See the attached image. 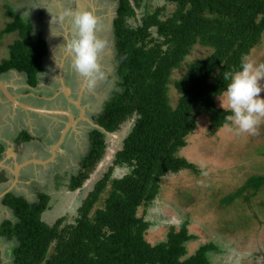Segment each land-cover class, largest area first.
<instances>
[{
    "label": "trees",
    "instance_id": "16d2710c",
    "mask_svg": "<svg viewBox=\"0 0 264 264\" xmlns=\"http://www.w3.org/2000/svg\"><path fill=\"white\" fill-rule=\"evenodd\" d=\"M118 1L114 27L120 88L97 116L104 130L92 129V148L72 176L70 189L82 188L107 153V132H116L129 119L132 128L113 164L82 200L73 222L65 215L53 224L43 219L50 201L46 193L33 203L6 195L4 203L17 221L1 224L0 235L16 240L13 264H214L210 254L218 245L212 241L189 254L188 243L197 236L188 222L172 226L166 239L150 242L146 233L151 223L139 209L157 198L168 173L197 171V164L179 153L201 114L209 116L213 129L230 121V109L218 107L216 97L225 93V75L238 71L242 58L262 41L264 0H166L174 6L172 11L167 5L147 8L139 24L130 19H136L143 0ZM9 14L14 20L1 35L19 31V38L10 46V57L0 62V75L17 69L35 85L44 70L48 41L34 34L31 20L12 8ZM196 45L212 52L173 79ZM173 83L179 93L176 106L169 94ZM27 137L24 133L22 140ZM116 166L129 170L114 176ZM257 178L261 180L256 191L264 175ZM245 189L240 188V194Z\"/></svg>",
    "mask_w": 264,
    "mask_h": 264
},
{
    "label": "rangeland",
    "instance_id": "374dc122",
    "mask_svg": "<svg viewBox=\"0 0 264 264\" xmlns=\"http://www.w3.org/2000/svg\"><path fill=\"white\" fill-rule=\"evenodd\" d=\"M118 3V0H0V31L14 20V16L9 14L12 8L21 18L31 20L34 34H43L52 50H55L52 52L55 60L41 72L40 77L51 82L49 93L65 91L61 84L63 80L73 94L68 92L70 102L61 95L62 101L54 103L69 107L75 115L80 113L75 103L85 110V119L78 123L80 133L70 131L63 143L65 153L59 154L61 156L49 164L40 176L43 181L38 182L40 189L53 193L52 206L45 216V220L51 224L64 215L69 222L74 221L82 200L113 164L117 150L122 147L132 128L133 119H129L116 132H107V153L84 186L71 191L69 182L72 176L79 173L85 156L92 148L90 133L95 128L93 122L97 123V116L103 111L106 101L120 88L114 27ZM164 5H167L168 12L173 10L174 6L166 0H143L141 7L137 8L136 19L132 18L130 22L139 24L147 8ZM68 9L93 11L99 21L98 35L108 41L99 56L106 78L86 95L78 92L79 89H87L82 85L83 77L80 74L76 80L71 75L72 80L66 78L67 81L61 76L63 67L66 75L69 67H74L73 53L66 47L65 39L73 32L71 17L61 19ZM262 37L260 44L247 57L256 63H264V34ZM18 38L19 31L4 35L0 32V62L10 57V46ZM211 52V48L196 45L182 67L174 71L173 79L180 78L193 61ZM260 83L264 87V80ZM169 94L172 104L176 106L179 93L174 83L169 85ZM260 95L264 96V91ZM216 104L229 109L225 93L216 97ZM55 132L54 142L60 128ZM187 142L179 154L197 164V171L185 169L168 173L161 180L157 198L147 207L139 209V215L151 223L146 233L147 239L152 243L162 241L172 226L180 228L183 222H188L189 231L197 236L188 243L189 254L201 244L212 241L218 245V250L210 254L214 264H264V181L258 186V191L254 189L261 180L257 177L264 175V118L257 126V133L250 134L238 132L231 119L221 128L213 129L209 116L201 114L198 127L187 137ZM128 170L127 166H116L113 175L120 177ZM244 186L247 189L240 194L239 190ZM8 244L9 247L14 245L10 241ZM9 255L12 256L11 249Z\"/></svg>",
    "mask_w": 264,
    "mask_h": 264
},
{
    "label": "crops",
    "instance_id": "0c3cea01",
    "mask_svg": "<svg viewBox=\"0 0 264 264\" xmlns=\"http://www.w3.org/2000/svg\"><path fill=\"white\" fill-rule=\"evenodd\" d=\"M49 48L44 60V71L55 60L52 56L55 50L51 46ZM40 74L35 85L30 83L26 72L17 69H10L0 75V225L6 220L17 221L14 210L4 203L8 193L33 203L39 200L40 193L47 192L38 186V182L43 181L40 176L49 164L61 156L59 154L65 153L63 143L70 131L79 134L78 123L85 119V114H78L69 120L63 111H46L67 107L54 103L62 101L63 96L61 98L60 91L49 93L51 82L41 79ZM61 82L65 84L63 80ZM37 107L44 110H38ZM59 128V136L54 142L53 136ZM24 133L28 135L26 140H22ZM46 194L50 196V201L43 212V219L52 206L53 193ZM13 240L0 235V264H13V256L9 254L14 247L8 244L9 241L15 244L16 240Z\"/></svg>",
    "mask_w": 264,
    "mask_h": 264
},
{
    "label": "clouds",
    "instance_id": "9594fccd",
    "mask_svg": "<svg viewBox=\"0 0 264 264\" xmlns=\"http://www.w3.org/2000/svg\"><path fill=\"white\" fill-rule=\"evenodd\" d=\"M65 16L71 17L73 26L72 34L64 36L66 47L73 53V66L83 77L84 86L91 91L106 78L99 56L108 41L98 35V17L90 9H68L61 19ZM224 79L229 81L225 94L232 123L240 133L256 134L264 118V96L260 95L264 91L260 83L264 80V63L243 57L239 70Z\"/></svg>",
    "mask_w": 264,
    "mask_h": 264
},
{
    "label": "flooded vegetation",
    "instance_id": "af4514ba",
    "mask_svg": "<svg viewBox=\"0 0 264 264\" xmlns=\"http://www.w3.org/2000/svg\"><path fill=\"white\" fill-rule=\"evenodd\" d=\"M44 71V70H43ZM42 71V72H43ZM60 74V73H59ZM71 75H72V78H73V80H76V78H78L79 77V73L75 70V68L73 67V69H71V67H69V70H68V73H67V75L65 74V67H63V73H61V76H62V78H64V81H67V80H65L66 78L67 79H69V80H72L71 79ZM83 79V78H82ZM61 80V79H60ZM66 84V83H65ZM82 85H84V80H83V82H82ZM81 85V86H82ZM81 86H80V88H81ZM63 87H64V90L66 91H63V92H61V95L63 96V97H65V99H66V101L67 102H70V98H69V95H68V92H71V94H73V90L72 89H69L68 87H67V85L65 86V85H63ZM82 89V88H81ZM83 90V89H82ZM80 91V89H79V93L80 94H83V92H84V95H86V93H88V89H85L84 91ZM68 98H69V100H68ZM79 99V98H78ZM73 100H74V98H73ZM74 103V102H73ZM77 108H79V110H80V113L79 114H81V108L78 106V104L77 103H75L74 104ZM66 110H69V111H71L72 112V114H73V116L74 117H77V115H75L74 114V111L72 110V109H69V107H67V108H65ZM85 114V113H84ZM69 118V120H70V117H68Z\"/></svg>",
    "mask_w": 264,
    "mask_h": 264
},
{
    "label": "water",
    "instance_id": "95a60500",
    "mask_svg": "<svg viewBox=\"0 0 264 264\" xmlns=\"http://www.w3.org/2000/svg\"><path fill=\"white\" fill-rule=\"evenodd\" d=\"M49 47H50V45H49ZM78 106L81 108V114L83 115L85 113V110L82 108V106L80 104H78ZM37 109L38 110H44V109H41L40 107H37ZM45 110L46 111L51 110V111H54V112L63 111L65 114H67L70 117V120L74 119V116H73L72 112L69 111V110H65V109H55V110H53V109H45ZM93 124L95 125V128H100V129L104 130L103 127L100 124L95 123V122H93Z\"/></svg>",
    "mask_w": 264,
    "mask_h": 264
}]
</instances>
